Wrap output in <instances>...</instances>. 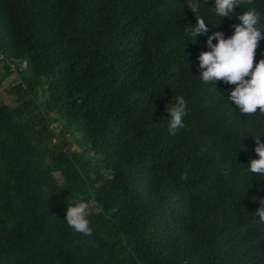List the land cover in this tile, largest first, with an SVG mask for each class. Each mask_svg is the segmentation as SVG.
Returning a JSON list of instances; mask_svg holds the SVG:
<instances>
[{"label":"trees","instance_id":"obj_1","mask_svg":"<svg viewBox=\"0 0 264 264\" xmlns=\"http://www.w3.org/2000/svg\"><path fill=\"white\" fill-rule=\"evenodd\" d=\"M190 2L0 0V86L10 66L20 78L12 105L0 96V264H264L251 215L264 176L247 166L264 115H242L235 86L201 81L198 60L250 9L264 35V0L228 17L215 0L195 14ZM195 17L210 29L196 40ZM177 97L186 114L173 135ZM80 201L90 236L65 220Z\"/></svg>","mask_w":264,"mask_h":264},{"label":"clouds","instance_id":"obj_2","mask_svg":"<svg viewBox=\"0 0 264 264\" xmlns=\"http://www.w3.org/2000/svg\"><path fill=\"white\" fill-rule=\"evenodd\" d=\"M247 3L251 5L253 0H215L214 11L219 17H228L235 5ZM188 8L193 14L199 11L197 0H191ZM196 25L190 27V35L195 38L209 32L203 18L195 17ZM241 21L234 26L233 34L225 38L221 32H215L207 39L208 51L201 52L199 60V78L204 83L213 84L223 82L233 85L230 92V100L242 115L253 116L258 112L264 115V59H260L254 65V58L259 48V42L264 35L257 28L259 17L255 9L245 11L238 16ZM213 40L217 43L213 44ZM186 103L183 97H177L175 105L167 106L165 111L170 116L168 131L175 135L177 130L184 127L183 117ZM257 146L255 153L259 157L250 161L248 171L254 175L264 176V144L260 138L255 139ZM260 207L253 217H258L260 223H264V199L259 200ZM88 203L80 201L67 207L65 220L74 231L86 236L92 234L90 222L86 217Z\"/></svg>","mask_w":264,"mask_h":264},{"label":"rangeland","instance_id":"obj_3","mask_svg":"<svg viewBox=\"0 0 264 264\" xmlns=\"http://www.w3.org/2000/svg\"><path fill=\"white\" fill-rule=\"evenodd\" d=\"M10 69L12 70L10 76H8L3 81L2 85L0 86V96L3 98L2 99L3 102L12 105L11 102L15 100V96L7 94L6 93V89H8L9 87H13L17 83H19L20 82V78H19V75L16 72V67H15V70H14L13 66H10ZM18 73H19V70H18ZM0 74H2V75L5 74V68H4L2 63H0ZM39 90H41V87H39ZM55 125L56 124L50 125V129L53 131V133L55 135H59L60 128H59L58 125H57V128H56ZM64 140L67 141L68 144H69V148H68L69 152H73V151L77 150L76 146L70 141V138L68 136H64Z\"/></svg>","mask_w":264,"mask_h":264}]
</instances>
